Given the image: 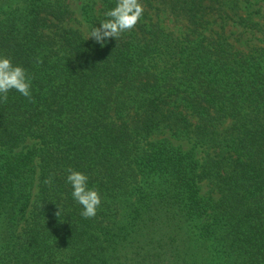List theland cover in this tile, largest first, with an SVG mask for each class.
<instances>
[{"label":"trees","instance_id":"trees-1","mask_svg":"<svg viewBox=\"0 0 264 264\" xmlns=\"http://www.w3.org/2000/svg\"><path fill=\"white\" fill-rule=\"evenodd\" d=\"M109 4L87 3L85 22ZM143 4L101 48L65 0H0V52L34 74L31 102L0 101V264H264V14ZM230 21L258 45L235 47ZM69 166L101 193L93 218L68 196Z\"/></svg>","mask_w":264,"mask_h":264},{"label":"clouds","instance_id":"clouds-1","mask_svg":"<svg viewBox=\"0 0 264 264\" xmlns=\"http://www.w3.org/2000/svg\"><path fill=\"white\" fill-rule=\"evenodd\" d=\"M143 0H110V4L102 11V19L87 24V40L104 48L109 40H118L125 33L131 32L142 22L144 17ZM98 22V27L95 26ZM42 60L34 58V64L39 65ZM34 74L22 63L0 52V101L7 100L9 93L32 101ZM54 175L44 179L45 185L54 183ZM63 183L68 190V196L74 205L79 206V215L83 219H90L97 215L102 204V196L98 187L90 182L89 175L71 166L64 169ZM55 215H59L60 206L56 207Z\"/></svg>","mask_w":264,"mask_h":264},{"label":"rangeland","instance_id":"rangeland-1","mask_svg":"<svg viewBox=\"0 0 264 264\" xmlns=\"http://www.w3.org/2000/svg\"><path fill=\"white\" fill-rule=\"evenodd\" d=\"M91 1H99V0H65L70 11L73 13L72 20L69 23V25L81 31L84 35H86L87 33V27H86L87 23L85 22V16H84L85 8L84 7L87 3L90 4ZM253 6H254L253 8L254 11L260 7L261 13L264 14V2L263 1L260 0V1L255 2V0H253ZM245 13H251V11L250 10L243 11V15H245ZM252 19L256 22H260V23L264 22V19L260 18L258 14L253 15ZM163 24L166 27V29L169 31L176 32L179 29H181L180 24H176L170 20H165ZM232 24L233 23L231 21L228 22V24L225 25L224 30L228 37V41L232 42L235 45V47L245 48L247 45H250V46L258 45V41L256 40L257 35L251 36L248 32L243 33L242 32L243 30L239 26L232 25ZM177 144H181L183 150H188L190 148V145H188L185 142L177 143ZM195 149H196L197 157L202 158L203 157L202 150L198 148H195ZM206 191L207 189L203 188V192H206Z\"/></svg>","mask_w":264,"mask_h":264}]
</instances>
